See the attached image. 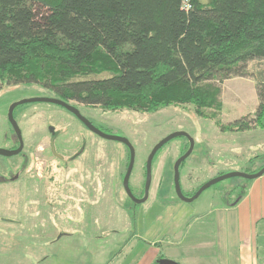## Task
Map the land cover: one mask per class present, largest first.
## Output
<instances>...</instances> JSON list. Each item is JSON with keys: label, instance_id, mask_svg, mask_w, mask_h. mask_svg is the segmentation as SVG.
<instances>
[{"label": "rangeland", "instance_id": "1", "mask_svg": "<svg viewBox=\"0 0 264 264\" xmlns=\"http://www.w3.org/2000/svg\"><path fill=\"white\" fill-rule=\"evenodd\" d=\"M244 72L241 76L214 80L222 87L223 109L205 111L217 113L216 119L200 116L193 105L168 106L146 113L128 109L104 111L100 107L71 103L79 105L83 114L104 132L126 137L133 144L136 157L130 187L139 199L144 193L146 163L153 147L174 132H187L195 145L180 168V181L186 196H191L213 178L230 172L251 173L264 163V128L254 126L253 130L246 131L221 128L243 118L255 125L252 121L260 106L256 85L257 81L264 80V60L248 62ZM106 76L109 74L89 78ZM30 97L58 98L37 84L4 85L0 90L1 148L9 149L13 144L11 139L16 137L8 117L10 106ZM14 117L22 131L26 144L23 153L30 159L33 177L24 172L20 180L0 184V238L3 239H0V264H18L14 249H20L17 243L25 240L21 239L23 230L42 229L38 231L46 237L47 233L62 228L64 218L66 227L77 229L72 231L73 236L62 237L58 245L141 242L150 246L157 242L154 244L161 245L163 256H177L186 245L206 240H214L220 246L223 244L221 225L228 217L229 223H233L232 213L220 210L222 205L228 201L236 203L241 197L238 185L249 186L256 180L232 177L212 185L191 202L180 199L174 184V164L190 145V139L178 136L155 155L149 197L137 203L123 185L130 161V150L123 142L99 136L54 103L21 104ZM50 127L54 128L57 151L64 154L62 160L49 150ZM58 146L63 150L66 146L69 148L63 153ZM81 152L84 153L80 155ZM77 153L80 156L73 161L71 156ZM0 158L8 165L18 166L23 160V156ZM225 196L229 199H223ZM30 215L33 220L27 221ZM247 224L244 221L243 232L251 234ZM229 240L230 245L239 246L238 237H229ZM51 245L41 244L47 253L53 252ZM235 250L223 260L220 252L216 260L235 264L241 252ZM263 255L258 254L260 259ZM261 260L264 264V259Z\"/></svg>", "mask_w": 264, "mask_h": 264}, {"label": "trees", "instance_id": "2", "mask_svg": "<svg viewBox=\"0 0 264 264\" xmlns=\"http://www.w3.org/2000/svg\"><path fill=\"white\" fill-rule=\"evenodd\" d=\"M191 2L187 10L182 0H0V90L37 84L104 111L193 105L216 119L205 111L223 109L214 80L264 60V0ZM256 90L255 125L243 118L222 130L264 128L263 79ZM238 186L241 199L247 186Z\"/></svg>", "mask_w": 264, "mask_h": 264}, {"label": "crops", "instance_id": "3", "mask_svg": "<svg viewBox=\"0 0 264 264\" xmlns=\"http://www.w3.org/2000/svg\"><path fill=\"white\" fill-rule=\"evenodd\" d=\"M255 179L249 186L246 185L247 192L237 203L230 204L228 201L220 209L226 214L232 213L233 217L232 224L229 223L228 217L226 223L221 225L220 235L223 244L217 246L214 240H206L186 245L183 252L177 256H164L175 259L179 263L184 261L186 264H228L216 258L220 252H223V260L226 256L232 255L233 249H236L241 252L235 264H262L261 259H264V174ZM223 199L229 198L226 196ZM29 219L33 220L32 215L27 221ZM65 221L66 218L62 228L47 233L46 237L45 234L39 233L42 229L36 231L29 227L23 230L21 239L25 240H21L20 244L17 243L16 246L21 247L20 249H14L18 264H152L161 255V245L159 246V243L155 245L157 242L150 246L141 242L120 245L109 243L58 245L62 237L73 236L72 231L77 229L66 227ZM244 221L248 222L246 226L251 228V234L243 232ZM229 237H238L239 246L230 245ZM40 239L44 242H39ZM49 243H52L53 252L51 253H47V249L43 250L45 246H41V244ZM258 254L263 255V258L260 259Z\"/></svg>", "mask_w": 264, "mask_h": 264}, {"label": "water", "instance_id": "4", "mask_svg": "<svg viewBox=\"0 0 264 264\" xmlns=\"http://www.w3.org/2000/svg\"><path fill=\"white\" fill-rule=\"evenodd\" d=\"M33 102H47V103H54V104L63 106L66 109L73 112L94 133H96L99 136L104 137L106 139L120 141V142H123L125 145H127L129 150H130V161L128 164L126 174L124 176L123 185H124V189H125L126 193L128 194V196L137 203L144 202L149 197V190H150L151 179H152V162H153L155 155L157 154L159 149L162 148L167 142H169L171 139L178 137V136H187L190 139L189 149L181 157H179L174 164V184H175L176 193L180 197V199H182L186 202H191V201L195 200L196 198H198L201 195V193L204 190L208 189L212 185H214V184H216L222 180L232 178V177H243L246 179H255V178L261 177L264 174V166L259 171L254 172V173L230 172V173L223 174V175H220L216 178L209 180L204 185H202L194 195L186 196L183 193V189L181 186L180 167H181V164L192 153L195 143H194V139L187 132L177 131V132H174V133L168 135L167 137L163 138L162 140H160L153 147L152 151L150 152L148 159H147V163H146L147 177H146L144 195L141 199H139L133 194V191L130 187V177H131V174H132V171L134 168L135 157H136V150H135L133 144L130 142V140L126 137H123V136L111 135V134L104 132L103 130H101L100 128L95 126L87 117H85L76 106L72 105L71 103H68L67 101H65L61 98H57V97H30V98L21 99L15 103H13L10 106L8 117H9V121L12 124L16 135L19 138L20 146L16 149H7V148H1L0 147V155L10 157V156L20 154L22 152V150L24 148V139H23L22 131H21V129H20L15 117H14V110L17 106H19L21 104L33 103ZM50 131L54 132V128L50 127ZM158 264H180V263L177 261L168 259V258H163V259L158 261Z\"/></svg>", "mask_w": 264, "mask_h": 264}, {"label": "flooded vegetation", "instance_id": "5", "mask_svg": "<svg viewBox=\"0 0 264 264\" xmlns=\"http://www.w3.org/2000/svg\"><path fill=\"white\" fill-rule=\"evenodd\" d=\"M68 103H71V102H68ZM72 104V103H71ZM73 105V104H72ZM80 105V104H79ZM79 105L78 106H76V105H74V106H76L79 110H80V112L83 114V112L81 111V108H79ZM60 107H62V108H64V109H66L65 107H63V106H60ZM16 109V108H15ZM66 110H68V109H66ZM15 111V110H14ZM70 113H72L76 118H78L73 112H71L70 110H68ZM85 117H87L85 114H83ZM258 117L257 116H255L254 117V120L255 119H257ZM79 119V118H78ZM89 119V118H88ZM80 120V119H79ZM90 120V119H89ZM81 121V120H80ZM91 121V120H90ZM10 122V121H9ZM81 123H83L82 121H81ZM10 125H11V127L13 128V126H12V124L10 123ZM83 125L84 126H86L84 123H83ZM87 127V126H86ZM88 128V127H87ZM89 129V128H88ZM90 130V129H89ZM49 131H50V128H49ZM51 132V135H52V137H51V142H50V144H49V150L51 151V153H53L55 156H57L58 158H60L61 160L64 158V154H61V152L59 153L58 151H57V149H56V145H55V141H56V135L55 134H53L54 132H52V131H50ZM13 133L15 134V138L14 139H11V140H13V144L11 145V147H9V149H16V148H18L19 146H20V141H19V138H18V136L16 135V133H15V131H14V129H13ZM7 138V140L9 141V137H6ZM2 141V134H1V132H0V142ZM59 143H61L60 141L58 142V145H59ZM1 147V146H0ZM25 147H26V144H25V142H24V148H23V150H22V152L20 153V154H17V155H14V156H23V160L21 161V163H20V166H18V165H16V164H14V165H8L7 163H4L3 162V160H2V158H0V184H2V183H9L10 181H12V182H14V181H16V180H20L21 179V176L24 174V172H29L30 173V176L31 177H33V168H31L30 170H29V168H30V164H29V160L30 159H28V157L23 153V151H24V149H25ZM59 147V146H58ZM67 147V148H66ZM66 147H64V150L61 148V146L59 147V149L60 150H62L63 151V153H65V151L66 150H68V148L70 147V145H69V147L68 146H66ZM45 150V149H44ZM84 152H81L80 153V155L81 154H83ZM80 155H78V153L77 154H75V155H73V156H71V159L74 161V160H76V159H78L79 158V156ZM1 157L3 156V155H0ZM3 157H7V156H3ZM10 157H13V156H10ZM9 158V157H8ZM15 166H18V167H16L15 168ZM146 171H147V168H146ZM94 174H96L97 175V173L95 172ZM95 179H96V177H95ZM145 190V189H144ZM144 195V194H143ZM143 196H141V198H142Z\"/></svg>", "mask_w": 264, "mask_h": 264}, {"label": "built area", "instance_id": "6", "mask_svg": "<svg viewBox=\"0 0 264 264\" xmlns=\"http://www.w3.org/2000/svg\"><path fill=\"white\" fill-rule=\"evenodd\" d=\"M182 5L185 9L189 10L192 6L191 0H182Z\"/></svg>", "mask_w": 264, "mask_h": 264}]
</instances>
